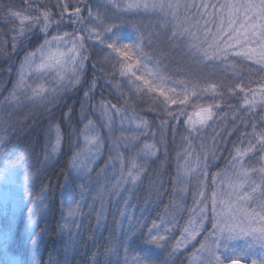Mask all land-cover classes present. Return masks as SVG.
<instances>
[{
  "label": "snow or ice",
  "instance_id": "1",
  "mask_svg": "<svg viewBox=\"0 0 264 264\" xmlns=\"http://www.w3.org/2000/svg\"><path fill=\"white\" fill-rule=\"evenodd\" d=\"M52 7L58 9L55 15ZM26 8L36 15L15 10L10 0L0 7V19L18 22V27L11 29L16 33L11 38L13 50L27 48L37 26L43 35L35 50L24 52L13 89L0 101V125L5 105L14 109L25 104L55 105L65 92L80 85L89 60V42L105 53L104 59L116 69L113 74L121 78L113 84L117 103L102 99L93 106L99 122L86 116L95 79L84 91L79 112L80 121L86 120L83 128L72 127L71 108L64 116L74 148L69 172L79 189L67 183L60 201L59 230L67 234L69 245L75 239L72 229L80 228L73 221L83 214L91 185L104 177V184L90 197L92 205L99 203L96 222L99 225L107 218L110 200L122 201L117 227L122 229L127 220L128 229L107 251L118 257L117 246L123 247L124 264H128L126 245L145 228L142 220L129 215L128 202L161 153L160 167L166 166L164 132L171 122L173 138L181 124L184 128L173 200L158 221L150 222L143 240L166 250L170 262L191 245L188 264H264V0H32ZM126 16L149 18L148 24L140 26L128 21L135 38L127 42L120 27ZM67 26L72 27L71 32L63 30ZM156 26L166 30L171 46L187 57L186 65L178 63L169 69L145 51V41L152 44V37L159 36ZM257 72L259 79L253 76ZM49 75L55 86L44 79ZM233 99L238 103L228 102ZM134 100L145 101L147 111L166 117L160 120L159 139L151 122L136 112ZM238 130L224 167L210 176L209 170L223 155L227 137ZM63 141L60 123L53 121L46 133V164L60 155ZM106 141L108 156L94 177ZM4 144L5 137L0 135V264H39L38 241L32 237L51 212L48 190L43 187L33 197L36 175L25 172L21 178L16 166L8 164ZM149 183L159 195V175L155 181L149 177ZM190 186L188 219L172 242ZM146 210L147 204L141 210L144 220ZM207 223L211 230H206ZM21 232L32 247L24 246ZM131 264L157 262L137 255Z\"/></svg>",
  "mask_w": 264,
  "mask_h": 264
},
{
  "label": "trees",
  "instance_id": "2",
  "mask_svg": "<svg viewBox=\"0 0 264 264\" xmlns=\"http://www.w3.org/2000/svg\"><path fill=\"white\" fill-rule=\"evenodd\" d=\"M10 2L15 10L25 14L36 15L35 12H29L26 8V5L32 3V0H10ZM8 3L9 0H0V7ZM43 3H47V1L43 0ZM51 11L55 15L58 9L52 7ZM70 11H72L71 7L69 8ZM0 16H3V13H0ZM56 18L59 19L58 16ZM128 21L140 26L148 24L149 18L146 16H126L124 18V26L131 27ZM16 27H18V22L0 19V88H2L0 101L13 89L24 52L35 50L43 42V35L39 33V26H37L36 32L31 35V39L27 42V48L17 46L16 50H13L11 38L16 33L11 31V29ZM63 30L71 32L72 27L67 26ZM152 30L148 29V31ZM54 31V29L50 30V33L54 34ZM155 31L159 33V36L152 37V44L145 41V51L154 58L160 59L162 64H167L169 69L174 68L178 63L181 66L186 65L188 63L187 57H181L180 50L171 46L166 37V30L156 26ZM98 52H101L99 48L88 47L87 55L89 60L86 62V72L82 77L81 84L65 92L57 104L37 106L25 104L17 109L5 105L3 108V124L0 125V135L5 137L4 150L7 153L6 160L8 164L16 166L21 178L25 172H31L36 175V182L31 189L33 197L43 187L48 190V203L51 207V212L40 224V228L37 229V235L32 237V240L38 241L35 245V251L39 264H124L125 252L123 247L117 246L118 257L107 251L113 247V241L123 239V233L128 229L127 220L124 221L122 229L118 230L117 227L120 220L118 208L122 206V201L110 200L107 204V218L97 225L96 216L99 210V203L92 205L90 198L95 194L96 189L104 184V177L96 178L93 182L88 192L89 198L84 202L83 214L73 221V223L79 224L80 228L72 229V235L75 239L71 245L68 243L67 234H61L59 230V225L62 223L60 201L62 199V191H66V177L73 188H75L77 183L69 172V160L74 148L71 146L69 138L71 129L64 120L65 113L71 108L72 127L77 130L83 128V123L86 120L84 122L80 121L79 112L81 104L84 102V91L88 89L93 79L96 81V88L90 93L91 99L87 104L86 116L99 122L98 114L93 112V106L102 99L117 103L113 84L119 81L120 77L113 74L116 69L113 68L112 63L101 58L105 53ZM253 76L255 79H259L258 72L254 73ZM107 81L112 83H107ZM228 102L233 105L238 103L234 99ZM133 103L135 104L136 112L147 118L151 122L152 130L155 129L161 135L160 120L166 117L158 116L156 112L147 111V103L145 101L134 100ZM118 107L125 106L118 104ZM223 110L229 111L227 108ZM53 121L60 123L61 130L64 133V141L60 155L54 161L46 164L44 160L46 133L49 124ZM176 131L177 135L173 138V125L170 122L164 132L168 149L166 166L164 168L160 167L159 160L164 158L163 153H161L159 159L151 163L149 172L145 173L143 182L137 187L132 199L128 202L129 215L134 220H142L145 224V228L126 245L129 249L127 253L128 264H131L132 258L137 255H146L149 259L155 260L157 264H188V253L192 248L181 252L170 262L168 261L166 250H158L156 246L147 244L143 240V236L146 235V228L150 226V222L152 220L158 221L159 214L163 213L165 206L169 205L170 201L173 200L172 189L178 164L177 153L183 151L181 140V135L184 133L183 125L181 124ZM248 131H251V129L249 128ZM238 135L239 130L227 137L228 143L222 149L223 155L209 170L210 176L213 172L224 167L228 159V151ZM80 143L82 144V141ZM105 146L104 159L93 171L92 175L94 177L96 171L103 166L104 161L107 159L109 147L107 141ZM194 147H197V151L199 150L197 141H194ZM182 161L181 159L179 163H182ZM157 175L162 180V184L159 185V195L149 183V177L155 181ZM111 179L114 180L115 178L111 177ZM189 190V194L184 201V211L178 217L180 223L171 237L172 242L179 238L181 234L180 225H183L188 219L187 210L192 206L191 186ZM146 204L147 210L144 214L147 219L144 220L141 210L145 208ZM88 205H92V208L90 209ZM41 229L45 231L41 232ZM208 230H211L210 224ZM21 235L24 237V246L32 247L27 236L23 232H21ZM18 246H20L19 242ZM168 250L170 251V246Z\"/></svg>",
  "mask_w": 264,
  "mask_h": 264
},
{
  "label": "rangeland",
  "instance_id": "3",
  "mask_svg": "<svg viewBox=\"0 0 264 264\" xmlns=\"http://www.w3.org/2000/svg\"><path fill=\"white\" fill-rule=\"evenodd\" d=\"M45 1H47V3H48V0H45ZM70 7H71V5H70ZM69 7V8H70ZM135 17H138V16H135ZM121 28H122V32H123V36H124V38H125V42H127L128 40H131V39H134L135 38V31L132 29V27H127V26H120ZM89 47H92V48H97V47H93V46H91V43L89 42ZM98 53H104V52H98ZM104 56H105V54L101 57L102 59L104 58ZM151 63V62H150ZM254 66V65H253ZM252 66V67H253ZM44 79L46 80V81H48L52 86H55V83L52 81V79H51V75H49V76H46V77H44ZM121 79V78H120ZM152 131H154V132H156V134H157V139L160 137V135L158 134V132L154 129V130H152ZM118 134V133H117ZM105 152H106V146H105ZM105 152H104V155L102 156V158H101V160L100 161H98L97 162V166L103 161V159H104V156H105ZM182 163H183V161H182ZM181 163V164H182ZM96 166V167H97ZM0 167H2V165H0ZM95 167V168H96ZM95 168H94V170H95ZM93 170V171H94ZM115 179H116V177H114ZM67 183H70V181H67ZM72 185V184H71ZM75 188H77V183H76V186H75ZM77 190H79L78 188H77ZM190 191V190H189ZM77 199H78V197H77ZM75 221V220H74ZM209 224L210 223H207L206 225H205V228H206V230H208V226H209ZM202 236H203V234H202ZM202 236L201 237H198L197 239L199 240V239H201L202 238ZM192 248V246L190 245L189 246V248L188 249H191ZM158 250H160L159 248H157ZM188 249H186V250H188ZM186 250H182V252L183 251H186Z\"/></svg>",
  "mask_w": 264,
  "mask_h": 264
}]
</instances>
